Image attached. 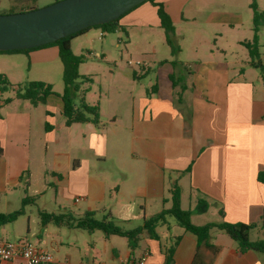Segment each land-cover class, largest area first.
Returning <instances> with one entry per match:
<instances>
[{"label": "crops", "instance_id": "crops-1", "mask_svg": "<svg viewBox=\"0 0 264 264\" xmlns=\"http://www.w3.org/2000/svg\"><path fill=\"white\" fill-rule=\"evenodd\" d=\"M154 3L162 4L169 16L179 51L173 56L165 43L151 3L144 2L124 15L113 33L125 34L135 51L134 62L140 65L126 64L124 69L113 62L112 68L101 72L106 82L100 83L92 104L82 91L77 96L76 105L83 101L98 106V126L66 127L63 104L55 92L45 105L18 100L13 91L12 98L0 94V200L20 185L26 192L32 167L41 168L52 178L50 186L59 199L81 205L85 212L109 213L117 221L137 225L135 229L145 218L170 208V189L176 183L181 208L183 200L189 201V208L183 210H195L199 200L208 205L205 213L192 212L193 225H255L249 240L264 242L260 228L264 186L257 181L264 164V85L256 69L248 66V52L242 45L248 39L231 41L246 52V60L235 64L226 59V49L218 43L230 42L224 30H234L241 18L216 12L200 16L211 5L208 0ZM90 30L70 41L71 51L75 40L87 39ZM156 34L163 39L162 49L154 47ZM184 51L188 62L180 60ZM27 55L46 68L59 59L54 46ZM92 55L106 59L103 49ZM0 74L9 77L3 69ZM150 74L153 84L151 80L139 91ZM6 99L10 102L3 103ZM25 172L29 179L23 184L20 177ZM194 218L200 222L194 223ZM156 234L154 240L142 233L132 250L125 238L104 236L100 254L105 262L97 263L164 264L167 248L176 241L172 264H264L263 254L240 252L234 241L214 227L207 238L212 249L198 246L193 234L166 220ZM48 237L49 242L36 247L49 252L54 262L94 264L93 257L100 255L78 242H65L56 233ZM85 238L95 244L93 232Z\"/></svg>", "mask_w": 264, "mask_h": 264}, {"label": "rangeland", "instance_id": "rangeland-1", "mask_svg": "<svg viewBox=\"0 0 264 264\" xmlns=\"http://www.w3.org/2000/svg\"><path fill=\"white\" fill-rule=\"evenodd\" d=\"M211 1V5L202 9L200 11V16H207L211 12L216 13H226L229 15L236 14L241 18V23L235 27L232 31H225L227 33L230 42H218L221 48L226 49L227 57L226 59L232 63H240L241 60H246V52L234 45L233 40H249L251 41L252 33V10L250 9L251 3L254 1L258 11L264 12V0H208ZM54 3V0H0V15L12 14L26 12L31 9H41L46 6H49ZM129 31V29H128ZM223 31V32H224ZM99 29L92 28L89 32L87 39L83 40L77 38L72 44V53L76 56L83 57V63L78 67V73L81 77L87 78L90 82L78 81L79 92L77 96L81 93L87 94V99L91 102V98H97L98 87L100 83L106 82L101 75L103 70L107 68H112V63L115 62L119 64L124 69H128L127 65L135 67L129 62H134V48L129 46L128 39L125 34L121 32H116L113 34H104L103 38L99 36ZM226 35V34H224ZM259 37V53L261 59L264 63V27L261 26L258 33ZM119 40V41H118ZM162 37H158L157 34L153 37L152 42H154V47L156 49H162L163 46ZM232 41V42H231ZM174 44L176 43L173 39ZM176 45V44H175ZM177 47V45H176ZM179 49V47H177ZM100 49L105 50L106 59H100L94 57L92 54L94 51H99ZM90 52V53H88ZM178 52L175 54L177 55ZM245 53V54H243ZM175 55V56H176ZM174 56V55H173ZM177 58V57H175ZM183 62H188L190 58L186 51L180 57ZM248 60V59H247ZM0 69L5 70L9 77H6L8 82L12 83L13 86L21 85L24 86L28 82H47L52 86L53 92L57 94H62L63 92V83H62V64L58 59L56 63H51L48 68L45 66L36 63L31 59L27 53H14L6 54L0 53ZM137 70V68L135 69ZM255 75H259L258 70H254ZM9 78V79H8ZM153 84V78L150 74L147 79H144L141 82L140 90H144L143 87ZM91 90V91H90ZM90 91V92H89ZM4 98H12V89L7 90L2 93ZM77 96L75 97V103L77 102ZM23 178V179H22ZM22 181L27 182L29 175L25 172L22 175ZM31 185L30 188H27V191L24 192L23 186L20 185L7 199L0 200V212H14L19 209H23L21 216L17 218L13 223L6 224L0 227V240L15 242L26 239L32 245L38 246L39 242H49L47 238L49 233H56L61 237L65 242H78L86 251H91L93 248L102 250V243L104 234L100 231H94V243L90 245L93 241L87 238L85 242V237L89 235V232L82 230H70L67 227H56L53 224H49L48 228H43L40 225L39 212L45 211L48 213H62L69 211L75 216H81L85 211L82 209L81 205L76 207L70 201H64L58 198L54 190L51 188L53 181L50 176H46L41 168L32 167L31 169ZM45 182H49V185H46ZM34 198V201L29 202L25 206H21V200L25 197ZM188 200H183L182 208L188 209ZM167 205L166 208H168ZM65 209V211H64ZM107 214V213H103ZM102 213H98L96 218L100 219ZM207 218H210L209 216ZM117 225L123 229H132L137 225L123 223L122 221H117ZM166 221L170 225H176V221L173 217L167 216ZM194 223L200 222L198 219H193ZM13 233V235H11ZM55 235V234H54ZM42 239V241H41ZM66 246L63 247L62 252H64ZM93 253V252H92ZM92 253L90 257H92ZM95 253V252H94ZM94 256V255H93ZM102 255L94 256V263L105 262Z\"/></svg>", "mask_w": 264, "mask_h": 264}, {"label": "trees", "instance_id": "trees-1", "mask_svg": "<svg viewBox=\"0 0 264 264\" xmlns=\"http://www.w3.org/2000/svg\"><path fill=\"white\" fill-rule=\"evenodd\" d=\"M60 0H54L57 2ZM155 0H148L146 2L151 3L156 8V14L160 22V28L163 30L165 35V43L169 46L171 53L174 55L179 49L173 42L174 27L173 24L164 10V7L160 3H154ZM136 8V7H135ZM252 10V39L251 41L244 42L242 45L248 52L249 62L248 66L259 71L261 81L264 85V63L261 59L259 53V29L261 26L264 27V12L258 11V8L253 1L250 5ZM34 10V9H31ZM133 10V9H132ZM29 11V10H28ZM131 11V10H130ZM129 11V12H130ZM128 13V12H127ZM125 13L124 15H126ZM122 15L117 20L110 23H106L99 26L90 27L84 29L78 33L70 35L68 37L62 38L54 43L47 44L41 47L28 49V50H15L8 52H0L6 54L12 53H28L32 50H37L40 48H45L48 46H54L58 49V57L62 64V83L63 92L58 95L63 104L62 115L64 117V125L66 127L72 124H84L91 123L95 126L99 124V111L98 106H88L83 101L78 105L75 103V97L79 92L78 81L90 82L89 79L83 78L78 73V67L83 63V57L76 56L71 51L70 41L80 36L92 28H98L103 34H111L118 29V21L124 16ZM12 89L14 93V98L18 100H24L30 102L32 105L42 104L45 105L47 98L51 95H55L50 84L44 82H28L24 86L11 85L3 74H0V94ZM10 102V99L4 100L3 103ZM46 127V125H45ZM190 169L187 170L189 172ZM22 178V177H20ZM257 181L264 186V164L262 169L257 173ZM34 201V198L24 197L21 200V206H25L29 202ZM170 203L169 209L162 210L161 212L145 218L142 225L138 228L132 230H123L120 228L114 217L109 213L101 216L97 219V213L93 211H86L81 216L75 217L69 213H47L44 211L39 212L38 216L40 219L41 227H45L49 224L55 226H65L69 229H77L82 231H87L89 233L94 231H100L105 237L117 236L125 238L128 242L129 248L135 249L140 240L142 233H146L151 239L157 240L158 236L156 234V228L165 223L166 217L171 216L175 219L177 225L181 227L184 231L193 234L197 239V245H205L207 248L212 249V247L207 243L208 232L210 228H217L218 230L225 233L232 241L237 244L240 252L244 253L247 251H254L264 255V242L249 240V231L255 227V225L246 224H230V223H220V224H207L204 226H195L190 221V216L192 212L199 214L205 213L208 205L205 201L199 200L196 209L193 211L183 210L180 206V188L174 183L170 189ZM23 213V209L4 214L0 212V227L6 224L13 223L19 216ZM222 215V212H220ZM260 228L264 229V216L261 219ZM178 240V239H177ZM174 245L167 248L165 252V262L164 264H172V255L174 251Z\"/></svg>", "mask_w": 264, "mask_h": 264}, {"label": "water", "instance_id": "water-1", "mask_svg": "<svg viewBox=\"0 0 264 264\" xmlns=\"http://www.w3.org/2000/svg\"><path fill=\"white\" fill-rule=\"evenodd\" d=\"M148 0H60L41 9L0 15V52L54 43L103 25Z\"/></svg>", "mask_w": 264, "mask_h": 264}, {"label": "built area", "instance_id": "built-area-1", "mask_svg": "<svg viewBox=\"0 0 264 264\" xmlns=\"http://www.w3.org/2000/svg\"><path fill=\"white\" fill-rule=\"evenodd\" d=\"M129 64L140 65V62H129ZM17 260L22 261L23 264H72L67 259L54 262L49 252L37 248L26 239L15 242L0 240V264Z\"/></svg>", "mask_w": 264, "mask_h": 264}]
</instances>
